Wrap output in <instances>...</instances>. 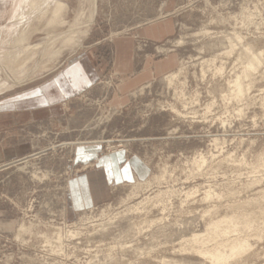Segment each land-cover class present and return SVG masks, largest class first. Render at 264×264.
Returning a JSON list of instances; mask_svg holds the SVG:
<instances>
[{"label": "rangeland", "instance_id": "1", "mask_svg": "<svg viewBox=\"0 0 264 264\" xmlns=\"http://www.w3.org/2000/svg\"><path fill=\"white\" fill-rule=\"evenodd\" d=\"M144 10L141 0H0V100L88 52L108 67L92 88L61 104L60 116L14 127L11 139L30 143L32 152L0 169L7 213L0 220L13 223L0 226V264H264V62L241 100L229 85L241 74L240 47L227 55L235 35L264 50V0H180L171 14L174 36L165 44L135 37L134 59L137 71L154 56L173 59L171 73H184L174 85L164 79L169 73L121 97L113 40L150 19ZM203 60L212 61L204 74ZM91 144L106 154H138L150 171L73 212L69 182L87 168L76 159ZM215 218L231 221L216 236L222 242L210 238ZM229 238L246 251L230 263L197 252L229 254Z\"/></svg>", "mask_w": 264, "mask_h": 264}, {"label": "crops", "instance_id": "2", "mask_svg": "<svg viewBox=\"0 0 264 264\" xmlns=\"http://www.w3.org/2000/svg\"><path fill=\"white\" fill-rule=\"evenodd\" d=\"M141 2L145 4L144 14L150 19L139 23L131 33L116 36L113 40L114 69L124 79L119 90L121 97L144 83L168 75L175 68L173 59H155L154 56H149L141 70L137 71L134 59L135 37L157 44L168 42L176 32L171 14L180 0ZM107 68L106 62L99 61L95 53L88 52L44 82L1 99L0 169L32 152L30 143L11 139L17 133L14 127L18 123L60 116L63 112L61 104L92 88L106 73ZM76 160L78 165H85L87 168L69 182V203L73 212L78 208L84 209V206L95 205L98 197L103 196L108 188L143 180L150 171L140 155H129L125 151L106 154L103 146L96 144L82 147ZM89 165L93 166L90 168ZM6 214L0 209L1 219ZM12 225L11 220H0L2 227Z\"/></svg>", "mask_w": 264, "mask_h": 264}, {"label": "bare ground", "instance_id": "3", "mask_svg": "<svg viewBox=\"0 0 264 264\" xmlns=\"http://www.w3.org/2000/svg\"><path fill=\"white\" fill-rule=\"evenodd\" d=\"M61 10V6H59V8H58V10ZM56 17H58V12L56 13ZM206 32H207V30H206ZM203 33V32H202ZM205 33V32H204ZM235 35V34H234ZM12 36V35H11ZM229 36V35H228ZM243 36V35H242ZM71 38V37H70ZM245 38V37H244ZM244 38L243 37H241V36H236L235 35V37H231L230 38V44L229 45H231V49L230 50H227L228 52H227V55H231L232 56V54L233 53H235V51H236V48H238V47H240L239 48V50L241 51V55H240V60H241V62L242 63H240L241 65H242V70L240 71L241 72V74L240 75H236V77H235V79L234 80H232V81H230L229 82V85H230V90H231V94L235 97V98H240L241 100H242V98L243 97H245L246 95H249V94H247L248 93V91L251 89V85L253 86V84L251 83V82H253L252 81V77H253V74L256 72V71H258L259 69H260V67L262 66V64H263V62H264V50H262V51H256V50H254V48H253V46L251 45V42H250V44L249 43H244ZM13 40V39H12ZM11 40V37H8L7 38V40H6V42H8V43H15L16 42V39L14 40V42ZM228 41V40H227ZM71 42V41H70ZM182 44V43H181ZM180 44V45H181ZM226 48V47H225ZM239 51V52H240ZM226 52V51H225ZM237 52V51H236ZM225 54V53H224ZM236 54V53H235ZM234 55V54H233ZM239 58H237V59H239ZM210 60V59H209ZM209 60H203V64H202V66H200V68L202 69V74H204L205 73V66L206 65H210V67L212 66V61H209ZM202 61V60H201ZM222 65V64H221ZM240 65V66H241ZM239 66V65H238ZM209 67V68H210ZM223 66H222V68L220 69V71H223ZM210 70V69H209ZM184 71V67H181L178 71H176V72H173V73H171V74H169L168 76H166L164 79L165 80H167L169 83H168V85L169 86H171V84L172 85H174L173 83L174 82H176V80L179 78V76H180V74H182V72ZM234 71L236 72V69L234 68ZM184 73V72H183ZM221 73V72H220ZM225 73V72H224ZM236 74H238V73H236ZM204 76V75H203ZM246 79H249L250 81V83L247 85L246 84V82H245V80ZM230 80H231V78H230ZM179 81V80H178ZM229 81V80H228ZM228 83V82H227ZM181 84V83H180ZM183 85V84H182ZM184 86V85H183ZM144 88H142V90H143ZM229 90V89H228ZM198 94V93H197ZM183 95V94H182ZM184 96V95H183ZM185 98V97H184ZM239 99V100H240ZM232 100V99H231ZM238 100V101H239ZM196 103V102H195ZM194 103V104H195ZM193 104V103H192ZM160 105V104H159ZM186 106H184V109H188V106H190L191 105V103H187V104H185ZM160 107H162V104L160 105ZM211 107H212V104L211 105H209L208 104V106H207V109L208 110H210L211 109ZM161 109V108H160ZM162 109H163V107H162ZM169 109H171L172 110V112L173 113H175L176 115H178V116H180V117H183V118H187V114H183L181 111H179L175 106H171L170 105V108ZM224 122V121H223ZM202 160H204V159H202ZM201 160V161H202ZM196 161V160H195ZM203 162H205V161H203ZM203 162H202V164H203ZM195 163V162H194ZM196 163H198L197 161H196ZM201 165V163H199V165H198V167ZM194 166V165H193ZM202 166V165H201ZM200 166V167H201ZM199 167V168H200ZM34 176H35V178L37 177L38 178V176H37V174L35 173L34 174ZM164 176V175H163ZM39 179V178H38ZM154 180V179H153ZM161 183V182H160ZM143 183H140V186L142 185ZM252 185V184H251ZM150 186V185H149ZM199 191V190H198ZM264 191V190H263ZM137 192V191H136ZM197 192V191H196ZM197 194V193H196ZM130 195V194H129ZM194 195H195V193H194ZM134 196V195H133ZM159 196V195H158ZM212 196V195H211ZM149 202H151V201H149ZM130 203V202H129ZM127 204V203H126ZM142 204V203H141ZM144 204H147L146 202L144 203ZM251 205V204H250ZM140 206V205H139ZM144 207H146V206H143V208H142V210L144 209ZM129 208V207H128ZM133 208V207H132ZM259 208V207H258ZM145 209H147V208H145ZM212 209V208H211ZM237 210V209H236ZM132 211V210H131ZM135 211H141L140 210V207H135ZM143 212V211H142ZM141 212V213H142ZM242 212V211H241ZM254 212V211H253ZM134 213V212H133ZM215 213V212H214ZM213 213V214H214ZM262 213H264V212H262ZM261 213V214H262ZM245 214H243V216H244ZM263 216H261V217H264V214H262ZM227 216V215H226ZM236 216V215H235ZM234 216V217H235ZM237 216H239V215H237ZM242 216V215H241ZM240 216V218H242ZM252 216V215H251ZM246 217H248V215H246ZM253 217V216H252ZM252 217L251 218H249L248 220H245V219H243V220H245V222H246V224H247V222L249 223V221H250V219L252 220ZM236 218V217H235ZM234 218V220H239V219H235ZM244 218H245V216H244ZM260 218V217H259ZM221 218H215V220H220ZM224 219H226V218H224ZM230 219V218H229ZM233 220V218L231 217V221ZM233 220V221H234ZM241 220V219H240ZM263 220H264V218H263ZM210 221V220H209ZM231 221L230 220H220V221H217V222H212L210 225H209V231H211V234H212V236L210 237V238H215L216 236H218L219 235V232L220 231H224L225 232V230H226V226H227V228H228V225H226L225 226V229H224V226H223V224L224 223H226V222H228L227 224H231ZM240 222V221H239ZM243 221H241L240 223L241 224H243L242 223ZM251 222V221H250ZM253 222H255V221H253ZM253 222H251L252 224H253ZM240 223L238 224V225H240ZM225 225V224H224ZM238 225H236V226H238ZM248 225V224H247ZM222 226H223V228H222ZM230 226H232V225H230ZM229 226V227H230ZM206 228V227H205ZM234 228H235V226H234ZM234 228H231V229H233L234 230ZM248 228V227H247ZM253 228V227H252ZM251 228V229H252ZM245 230H247V229H245ZM249 230V229H248ZM236 230H234L233 231V234H234V232H235ZM242 231V230H241ZM223 232V233H224ZM240 233V232H239ZM221 234V233H220ZM236 234V233H235ZM206 235V234H205ZM223 235V234H222ZM229 235V234H228ZM221 236V235H220ZM234 236V235H233ZM239 236V234H237V236L235 237V238H237ZM246 236H247V234H246ZM257 236V235H256ZM202 237V236H201ZM208 237V236H207ZM207 237H205L206 239H207ZM231 238H232V236H230ZM244 237V236H243ZM243 237H241V239L243 238ZM193 238V237H192ZM198 238V237H197ZM217 239H214V240H219L220 241V239L221 238H219L218 239V237H216ZM224 238H226L225 236H224ZM231 238H229L228 240L230 241V239ZM200 239V238H199ZM198 239V240H199ZM201 239H203V238H201ZM189 240V239H188ZM208 240H209V237H208ZM232 240V239H231ZM244 240H246L245 239V237H244ZM192 241V240H191ZM202 241V240H201ZM200 240H199V242H201ZM210 241V240H209ZM238 241L239 240H237V239H234L233 238V240L231 241V243L230 244H228V243H226V244H228L229 245V247H228V245L227 246H225V248L226 247H228V248H230V253L229 254H227L226 252H222V250L220 251V250H217L216 248H214L213 246H214V244H213V246H210V247H213L214 249H211V248H208V249H206V250H202V249H204V248H202V246H201V248H198V249H200V250H198L197 248H195V249H197V252L199 253V255L200 254H202V253H204V254H202V255H206V253L208 254H210V256L212 257V262L214 261L215 263H221V261H229V263H230V260H232L233 258H235V257H237L238 255H240V254H244V252H246V251H244L243 253L241 252V250H240V247H239V243H238ZM243 241V240H242ZM188 242V241H187ZM204 242H205V239H204ZM211 242V241H210ZM214 242V241H213ZM220 242H222V241H220ZM223 242H224V239H223ZM225 242H227V238H226V241ZM240 242H241V240H240ZM191 243V242H190ZM205 243H209L208 241L207 242H205ZM215 243H217V242H215ZM196 244V243H195ZM198 244V243H197ZM221 244H223V243H221ZM188 244L186 243V246H187ZM190 245V244H189ZM224 245H225V243H224ZM199 246V245H198ZM204 246V245H203ZM220 246V245H219ZM250 246V245H249ZM248 246V247H249ZM187 247H189V246H187ZM205 247V246H204ZM222 247V246H221ZM192 248V247H191ZM205 248H207V247H205ZM188 249V248H187ZM193 249H194V247H193ZM193 249H192V251H193ZM195 249H194V251H195ZM211 249V250H210ZM183 250V249H182ZM189 251H190V248L188 249ZM187 250V251H188ZM225 249H223V251H224ZM193 251V252H194ZM204 251H206V252H204ZM208 251V252H207ZM196 252V253H197ZM239 257V256H238ZM237 257V258H238ZM241 257V256H240ZM235 260H237V259H235ZM234 260V261H235ZM228 263V262H227ZM226 263V264H227Z\"/></svg>", "mask_w": 264, "mask_h": 264}]
</instances>
